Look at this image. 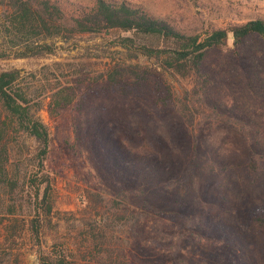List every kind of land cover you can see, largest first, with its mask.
<instances>
[{"label": "rangeland", "instance_id": "rangeland-1", "mask_svg": "<svg viewBox=\"0 0 264 264\" xmlns=\"http://www.w3.org/2000/svg\"><path fill=\"white\" fill-rule=\"evenodd\" d=\"M126 1L186 32L264 21V0ZM116 40L64 35L46 41L50 54L19 57L24 47L0 33V71L19 72L47 129L45 169L56 196L39 239L26 233L0 264H41L54 244L73 264H264V224L255 222L264 220V174L251 179L242 167L253 157L264 163V43L253 37L236 49L229 36L203 65L211 80L205 100L186 101L193 77L164 72L154 58L129 59ZM120 61L149 71L123 83L126 95L107 90L104 78ZM66 94L74 100L59 108ZM158 98L165 104L155 108ZM184 103L199 127L185 125ZM17 141L13 163L36 146L25 135ZM206 161L217 169L203 170ZM20 191L10 204L29 219ZM3 234L0 221V243Z\"/></svg>", "mask_w": 264, "mask_h": 264}, {"label": "trees", "instance_id": "trees-1", "mask_svg": "<svg viewBox=\"0 0 264 264\" xmlns=\"http://www.w3.org/2000/svg\"><path fill=\"white\" fill-rule=\"evenodd\" d=\"M2 10L6 15L1 22L0 33L3 37H8L9 44L11 41L14 46L24 47L18 54L19 57L52 53L53 44L46 41L59 36L113 35L117 39L115 46L126 50L129 59L138 56L154 58L164 72L184 78L193 77L194 87L186 92V101H191L195 96H201L205 100L211 80L209 74L203 71V65L210 53L227 46L229 36L236 49L253 37L264 43V21L260 19L206 30L203 33L186 32L126 0H0V12ZM5 53L0 49V58L5 57ZM148 74L147 69L136 64L117 62L104 75L106 89L126 95L127 91L122 90L123 83L128 80H146ZM18 78L17 70L0 71V221L4 233L0 243L2 256L9 255L28 232L39 239L44 219L50 222L56 197L53 178L45 169L48 132L36 116L37 109L31 106L27 94L18 84ZM61 93L58 92L56 96H61ZM73 100L74 95L66 94L57 103L62 108ZM162 104H165V100L158 98L155 108L163 107ZM181 107L185 125L188 128L199 127L200 124L195 122L197 116L186 114L190 112L189 107L185 103ZM154 116L158 125L165 129L160 117ZM24 135L32 139L36 146L28 157L23 158L20 153L13 163L10 142L19 146L17 140ZM262 159H248L242 165L243 174L251 179L260 178L264 174ZM205 167L210 169L209 172H214L218 166L217 162L206 161L202 169ZM18 189L22 193L20 208L33 210L29 219L17 214L15 201L10 204V196L13 198ZM120 197L123 199L125 194ZM255 222L264 224L263 219ZM40 260L41 264H73L68 249L58 244H54L49 252L43 253Z\"/></svg>", "mask_w": 264, "mask_h": 264}]
</instances>
